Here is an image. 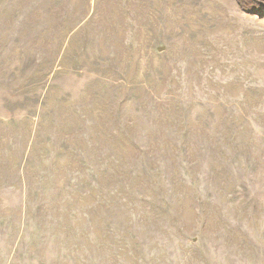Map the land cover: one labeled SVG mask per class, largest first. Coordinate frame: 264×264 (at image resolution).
Returning <instances> with one entry per match:
<instances>
[{
    "label": "rangeland",
    "instance_id": "1",
    "mask_svg": "<svg viewBox=\"0 0 264 264\" xmlns=\"http://www.w3.org/2000/svg\"><path fill=\"white\" fill-rule=\"evenodd\" d=\"M0 264H264V0H0Z\"/></svg>",
    "mask_w": 264,
    "mask_h": 264
}]
</instances>
